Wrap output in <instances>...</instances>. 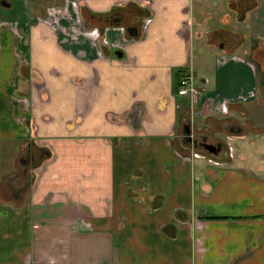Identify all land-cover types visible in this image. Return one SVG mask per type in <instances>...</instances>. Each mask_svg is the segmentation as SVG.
<instances>
[{
	"label": "crops",
	"instance_id": "1",
	"mask_svg": "<svg viewBox=\"0 0 264 264\" xmlns=\"http://www.w3.org/2000/svg\"><path fill=\"white\" fill-rule=\"evenodd\" d=\"M191 1L5 4L0 264H264V0L210 31L218 43L254 17L248 56L218 54L209 92L194 42H216ZM178 70L201 86L194 105ZM184 122L221 153L195 149Z\"/></svg>",
	"mask_w": 264,
	"mask_h": 264
},
{
	"label": "rangeland",
	"instance_id": "2",
	"mask_svg": "<svg viewBox=\"0 0 264 264\" xmlns=\"http://www.w3.org/2000/svg\"><path fill=\"white\" fill-rule=\"evenodd\" d=\"M7 2L12 5L13 10L20 8L19 7L20 6L19 5L20 0H0V19L2 16H5V19H7V20L10 19V14H8L10 12L9 9L3 8L5 6V4H7ZM191 2L192 3H191L190 8H192V10H193L192 14H196L195 19L201 21V29H199V30L202 31V35L205 32L206 33L209 32L207 34L206 42L208 44H212V43L216 42L215 43L216 48H214L213 46L207 45L204 42V40L206 39L205 37H201L198 42H194L195 65L193 67L194 72H192V73L195 76V80L198 77L203 76L209 81V84L204 89L205 92H209L212 89H214V85L212 83L214 80L213 77L215 75L214 74L215 58L217 57L218 54L221 53V51L218 49V46H217L218 43L215 39H213L210 31L213 30L214 28H217L218 27L217 25H220L221 20L224 18L223 16L228 14L227 13L228 12V4H227V0H192ZM59 8H61V7H59ZM61 9H63V8H61ZM207 20L210 22L205 24L203 21H207ZM252 20H254V17L248 16V18H246L245 22H243L241 24L236 23V24H234L235 27H233V28L230 27L231 29L239 31L243 34L245 41H244L243 45L240 47L241 50L239 51V54H242L245 57H247L248 53H245L244 49L248 48V45L252 41L251 40L252 37L250 34V24H251ZM231 26H233V25H231ZM222 49H224V48H222ZM201 55H203L205 57L203 58ZM258 78L261 82L264 79L263 75L260 76L259 74H258ZM196 82L197 81H195V84H196ZM191 108H193V111L196 109L195 106L194 107L191 106ZM190 118H191L192 122L194 120H195L194 122H197V120L195 118H193V113H191ZM214 131L216 132L215 135H217V133H218L217 132V126H216ZM226 133H227V131H226ZM214 137L217 138V136H214ZM204 153L209 154L208 152H204Z\"/></svg>",
	"mask_w": 264,
	"mask_h": 264
},
{
	"label": "flooded vegetation",
	"instance_id": "3",
	"mask_svg": "<svg viewBox=\"0 0 264 264\" xmlns=\"http://www.w3.org/2000/svg\"><path fill=\"white\" fill-rule=\"evenodd\" d=\"M228 3V2H227ZM149 12V11H148ZM115 14H123V13H120V12H116ZM144 14H148L147 13V10H146V12L144 13ZM112 20V19H111ZM115 20H118V21H120V19H116V18H113V21H112V23H114V21ZM137 27H139V26H137ZM141 27V26H140ZM137 29L138 28H136V27H128L126 30L128 31V32H130V33H134V32H136L137 31ZM223 35H221V37H219V38H217V40H218V44H217V46H218V49L221 51V52H228V53H232V52H234V50L235 49H237L238 47L240 48L242 45H243V43H244V41H245V38L243 37V34H240V35H235V34H228V33H222ZM222 46V47H221ZM222 48H224V49H222ZM222 49V50H221ZM227 50V51H226ZM249 49L248 48H245L244 49V52L245 53H248L249 54V52H250V50L248 51ZM248 54H247V56H248ZM255 53L252 51L251 52V55H250V57H251V59H252V61L254 62V58H255ZM258 58H260V57H258ZM185 74H186V76H191L192 77V75L190 74V72L189 71H186L185 70ZM186 76H184V77H186ZM183 78V77H182ZM181 80V79H180ZM194 80V79H193ZM194 82H195V80H194ZM197 84V83H196ZM198 85V84H197ZM176 96H178L177 95V93H176ZM199 97V96H198ZM197 97V98H198ZM196 102V101H195ZM194 102V103H195ZM191 105V104H190ZM194 105V104H193ZM193 105H191V106H193ZM191 106H190V108H191ZM194 114V113H193ZM185 126H188V129L190 130V138H191V140L192 141H189V137H187V135H186V133H185ZM190 123L189 122H184V126H183V132H184V139L188 142V143H191L192 145H193V147L195 148V149H198V150H200V151H204V152H207V151H205L204 150V148H203V146H202V144H203V142H205L206 144H213V145H217L218 143H220V142H218V140H216L215 138H213L212 137V139H211V135L208 133V134H200V136H198V137H196V138H194L193 136H192V132H191V129H190ZM237 129H238V127L237 128H234V127H230L229 128V131H231V132H234V131H237ZM221 144V143H220ZM222 148H223V145L221 144V149H220V152H217L215 155H217V154H219V153H221V151H222ZM202 151V152H203ZM26 165H31L32 167H35L36 165H37V162H36V159L33 157V156H30L27 160H24V162H23V164L21 165V167H20V173L22 174L24 171H25V166Z\"/></svg>",
	"mask_w": 264,
	"mask_h": 264
},
{
	"label": "trees",
	"instance_id": "4",
	"mask_svg": "<svg viewBox=\"0 0 264 264\" xmlns=\"http://www.w3.org/2000/svg\"><path fill=\"white\" fill-rule=\"evenodd\" d=\"M228 4V10L230 11H236V14H240L238 19L243 20L244 15L250 11V9H253L255 7V4L252 0H235V1H230L227 3ZM186 76L184 70H178L175 74V79H176V93L177 89L179 86V81L182 77Z\"/></svg>",
	"mask_w": 264,
	"mask_h": 264
},
{
	"label": "built area",
	"instance_id": "5",
	"mask_svg": "<svg viewBox=\"0 0 264 264\" xmlns=\"http://www.w3.org/2000/svg\"><path fill=\"white\" fill-rule=\"evenodd\" d=\"M201 91V86L195 84L193 78L189 75L181 78L179 81V86L177 89L178 96L189 97L191 103L193 104Z\"/></svg>",
	"mask_w": 264,
	"mask_h": 264
},
{
	"label": "water",
	"instance_id": "6",
	"mask_svg": "<svg viewBox=\"0 0 264 264\" xmlns=\"http://www.w3.org/2000/svg\"><path fill=\"white\" fill-rule=\"evenodd\" d=\"M185 133H186L187 137H189L188 138L189 141H192L190 138V130L188 129V126H185ZM202 146H203L205 151H207L209 154H213V155H215L217 152H220V149H221L220 143H218L217 145H213V144H206L205 142H203Z\"/></svg>",
	"mask_w": 264,
	"mask_h": 264
}]
</instances>
